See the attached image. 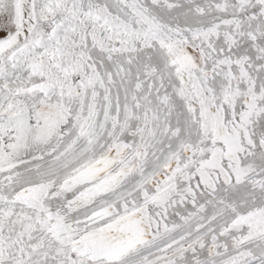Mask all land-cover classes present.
Instances as JSON below:
<instances>
[{
	"label": "snow or ice",
	"instance_id": "1",
	"mask_svg": "<svg viewBox=\"0 0 264 264\" xmlns=\"http://www.w3.org/2000/svg\"><path fill=\"white\" fill-rule=\"evenodd\" d=\"M0 264H264V0H0Z\"/></svg>",
	"mask_w": 264,
	"mask_h": 264
}]
</instances>
